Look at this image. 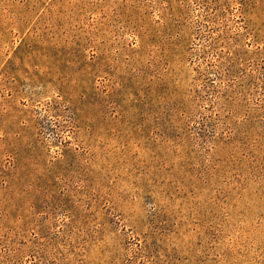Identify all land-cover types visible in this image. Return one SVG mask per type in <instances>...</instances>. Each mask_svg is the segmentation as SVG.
Masks as SVG:
<instances>
[{"label":"rangeland","instance_id":"rangeland-1","mask_svg":"<svg viewBox=\"0 0 264 264\" xmlns=\"http://www.w3.org/2000/svg\"><path fill=\"white\" fill-rule=\"evenodd\" d=\"M0 264H264V0H0Z\"/></svg>","mask_w":264,"mask_h":264}]
</instances>
